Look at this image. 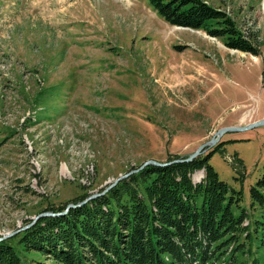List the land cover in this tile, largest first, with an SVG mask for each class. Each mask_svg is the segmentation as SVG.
I'll return each instance as SVG.
<instances>
[{
  "label": "rangeland",
  "instance_id": "obj_1",
  "mask_svg": "<svg viewBox=\"0 0 264 264\" xmlns=\"http://www.w3.org/2000/svg\"><path fill=\"white\" fill-rule=\"evenodd\" d=\"M203 1L254 53L169 25L147 0H0V237L145 160L183 159L220 127L264 119V0ZM207 154L223 205L247 222L210 264H264V125L223 133Z\"/></svg>",
  "mask_w": 264,
  "mask_h": 264
},
{
  "label": "trees",
  "instance_id": "obj_2",
  "mask_svg": "<svg viewBox=\"0 0 264 264\" xmlns=\"http://www.w3.org/2000/svg\"><path fill=\"white\" fill-rule=\"evenodd\" d=\"M147 2L169 25L203 28L223 38L228 47L254 53L230 17L203 0ZM207 158L208 154L188 162L146 164L62 214L38 217L25 229L0 240V264H28L25 251L50 255V264L209 261L227 243L228 239L221 240L226 232H235L229 238L233 240L246 225H241L243 214L234 217L223 205L226 185L217 178ZM199 168L203 176L199 182H192L190 174ZM258 181L264 185V166ZM83 194L71 203H79L90 193ZM251 194L261 197L253 188ZM64 204L41 211L61 212L67 202Z\"/></svg>",
  "mask_w": 264,
  "mask_h": 264
},
{
  "label": "water",
  "instance_id": "obj_3",
  "mask_svg": "<svg viewBox=\"0 0 264 264\" xmlns=\"http://www.w3.org/2000/svg\"><path fill=\"white\" fill-rule=\"evenodd\" d=\"M259 125H264V119H257L255 121H253L252 123H249V124H246V125H241V126H224V127H220L214 132V134L212 135V137L208 141H205L204 143L198 145L197 148L193 152L189 153V155L187 157H185L183 159L171 160V161L163 162V163L155 161V160H150V159L145 160L138 167H136V169L129 170V171L125 172L123 175H120V176L114 178L113 181L110 184H108L107 186H105V188L103 190H101L99 192H94L92 194L87 195L84 199H82L77 204L68 203L66 205L65 209L62 212H51V211L41 212V213L37 214L32 219V221L29 224H27V225H25L24 227H21V228L28 227L30 224H32L40 216L62 214V213H64L66 211V209L68 207H72V206L81 204V203H83V202H85V201H87L89 199H92V198L102 194L104 191H106L108 188H110L112 185H114L119 179L127 176L128 174H130L132 172L137 171L138 169H140L141 167H143L146 164H152V165H156V166H163V165H167V164H169L171 162H188V161L192 160L195 156H197L200 153L204 152L208 147H210V146L214 145L215 143H217V141L219 140L220 136L223 133L229 132V131L245 130V129H249V128H252V127H255V126H259ZM9 234H11V233H9ZM8 235L0 237V240L8 237Z\"/></svg>",
  "mask_w": 264,
  "mask_h": 264
}]
</instances>
